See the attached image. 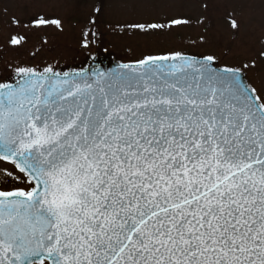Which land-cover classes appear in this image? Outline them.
<instances>
[{
    "label": "snow or ice",
    "instance_id": "1",
    "mask_svg": "<svg viewBox=\"0 0 264 264\" xmlns=\"http://www.w3.org/2000/svg\"><path fill=\"white\" fill-rule=\"evenodd\" d=\"M224 59L16 66L0 82V161L15 170H0L13 186L0 190V264H264V91L248 80L255 60Z\"/></svg>",
    "mask_w": 264,
    "mask_h": 264
},
{
    "label": "rangeland",
    "instance_id": "2",
    "mask_svg": "<svg viewBox=\"0 0 264 264\" xmlns=\"http://www.w3.org/2000/svg\"><path fill=\"white\" fill-rule=\"evenodd\" d=\"M5 1L8 0H0V46L5 45L8 54L0 59V72L24 60L30 63L31 53L36 54L31 50L32 40L34 47L44 49L39 52L38 61L54 58L55 62H80L85 55L96 52L98 47L93 45L90 33L87 48L82 46V35L86 27H91L95 9L102 8L95 25L101 35L100 47L105 46L103 50L123 61L174 52L224 59L223 54L228 53L224 59L227 65L255 60V68L248 72V79L254 87L264 91V58L260 56L264 52V0H105L102 4L97 0H14L15 6ZM39 15H45V20L59 19L62 30L54 25L33 30L11 27L10 17H18L28 24L32 17ZM229 16L239 21V35L231 29ZM173 19L188 23L164 30L145 31L131 27L168 24ZM17 31L28 37L14 50L8 41Z\"/></svg>",
    "mask_w": 264,
    "mask_h": 264
},
{
    "label": "water",
    "instance_id": "3",
    "mask_svg": "<svg viewBox=\"0 0 264 264\" xmlns=\"http://www.w3.org/2000/svg\"><path fill=\"white\" fill-rule=\"evenodd\" d=\"M200 58V57H198ZM123 64L117 59H115L111 55L106 56H93L89 59L88 63L84 68H72L65 71H81V70H88L89 73H94L95 71H101L106 73H111L114 71L119 70V66ZM57 71V70H54ZM65 71H58V72H65ZM14 77V76H13ZM13 77L11 78L10 82H14Z\"/></svg>",
    "mask_w": 264,
    "mask_h": 264
},
{
    "label": "flooded vegetation",
    "instance_id": "4",
    "mask_svg": "<svg viewBox=\"0 0 264 264\" xmlns=\"http://www.w3.org/2000/svg\"><path fill=\"white\" fill-rule=\"evenodd\" d=\"M1 79V78H0ZM7 169L9 170V171H14L11 167H9V166H7ZM3 184L2 183H0V188L2 189V190H11V188H5L4 186H2Z\"/></svg>",
    "mask_w": 264,
    "mask_h": 264
}]
</instances>
